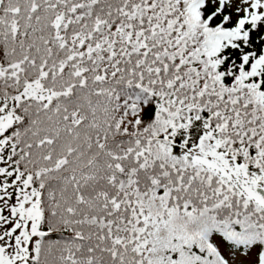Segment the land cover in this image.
I'll list each match as a JSON object with an SVG mask.
<instances>
[{
    "label": "snow or ice",
    "instance_id": "1",
    "mask_svg": "<svg viewBox=\"0 0 264 264\" xmlns=\"http://www.w3.org/2000/svg\"><path fill=\"white\" fill-rule=\"evenodd\" d=\"M0 264H264V0H0Z\"/></svg>",
    "mask_w": 264,
    "mask_h": 264
}]
</instances>
